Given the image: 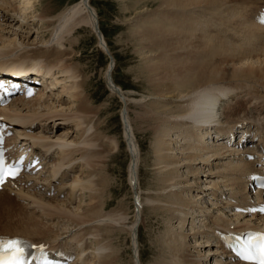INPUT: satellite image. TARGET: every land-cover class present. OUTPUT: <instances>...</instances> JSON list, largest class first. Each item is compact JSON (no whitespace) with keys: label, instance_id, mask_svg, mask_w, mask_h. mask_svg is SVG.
<instances>
[{"label":"bare ground","instance_id":"obj_1","mask_svg":"<svg viewBox=\"0 0 264 264\" xmlns=\"http://www.w3.org/2000/svg\"><path fill=\"white\" fill-rule=\"evenodd\" d=\"M43 1L0 0V66L17 65L35 73L41 83L38 94L28 99H11L0 109V117L14 130L9 140L29 145L43 165L40 175L26 174L18 181L8 182L0 189V196H17L24 207L29 203L34 213L41 214L45 208L46 219L39 215L44 224L38 226L45 231L22 228V233L16 234L18 229H13L15 234H8L12 227L7 231L6 226L7 234L0 232V237L26 238L44 253L55 250L65 255L68 264H144L138 226L146 207L154 214L163 213L162 221L168 224L153 241L152 246L157 249L151 251L154 257L148 264H241L230 260L217 234L264 232V216L254 211L264 203V192L248 191L250 177L264 174L262 155L258 150V156L247 159L257 146L264 149V27L260 24L264 6L254 12H250L252 4L244 6L243 16L227 19L231 30L221 28L222 25L221 29L214 28L219 36L229 40L228 44L223 39L213 41L215 37L207 40L200 34L201 27L209 26L210 20L215 22L216 15L230 18L233 0H133L135 5L145 1L156 4L154 10H148L143 3L136 15L128 19L133 24L131 28H137L129 30L132 35L128 34V40L131 37L135 47L140 45V78L152 92L145 105L147 96L141 95L139 100L128 98L129 94L114 84V61L89 0H77L50 17L47 10L37 8ZM226 23L223 24L227 26ZM86 24L96 38L101 36V49L113 62L108 64L105 84L125 105L121 112L123 139L131 157L129 183L135 197L134 219L129 217L130 223L121 209L113 211L115 214L106 212L97 182L99 169L104 168L98 167L104 159L98 157L100 144L98 149L93 147L94 137L99 134L92 131L95 117L91 120L83 111L85 80L74 60V42L69 41ZM131 104L144 108L142 116H150L156 127H152L151 153L157 182H153L156 190L152 198L143 192L139 178L145 159L140 156L133 132L135 118L128 115ZM37 123L42 124L35 128ZM33 129L34 133L29 132ZM238 133L252 137L248 142L245 139L249 148L230 143ZM224 138L226 142H222ZM105 143L110 154L118 150L114 138L108 137ZM4 190L6 194H2ZM76 195L78 205L71 208ZM82 199L86 200L84 205ZM176 222L178 225L174 226ZM55 226L58 228L52 231ZM120 234L131 240L128 263H123L125 248L118 241Z\"/></svg>","mask_w":264,"mask_h":264},{"label":"rangeland","instance_id":"obj_2","mask_svg":"<svg viewBox=\"0 0 264 264\" xmlns=\"http://www.w3.org/2000/svg\"><path fill=\"white\" fill-rule=\"evenodd\" d=\"M76 1L77 0H44L41 3V5L37 8L40 10H44V12H45V10H47L46 14L48 15V17H50L51 15L58 13L62 8L67 7L68 5H71V4L75 3ZM233 1L230 2L231 6H232L231 11L233 12L230 14L231 15L230 18L229 17H226V18L222 17V19H221L220 17H218V15H216V20H214L215 22H212L210 20L209 22H211V23L210 24L207 23V24H209V26L204 24L205 23L204 21H202L204 24L202 27L200 26V24L199 25L195 24L196 26L198 25L197 27H201L202 34H200V35H202L204 37L206 36L207 40H212V37H215V40L213 38V41H216L217 39H219L220 40L219 42H221V40L223 39L224 41L223 40L222 41L224 43L228 42V44H229V40L227 41L225 36H219L216 29L217 28L218 29H221V28L224 29L225 27L229 29L230 28V25H228L229 20L231 21L232 18H234L235 16H238V15L243 16L242 9L244 8V6H250L252 4L253 8H250V12L251 11L254 12V10L256 11L260 7L264 6V0H260V2L258 0H255L256 2L253 0H233ZM121 2H120V0H89L90 6L95 10V14L97 17V23H98L100 33H101L102 37L104 38V42H105L106 46L108 47V49L112 55V58H113L112 61H114V68L112 71V80H113L114 84L117 85L125 93L127 92V94H129V96H130V97L128 96V98H133V99L139 100L140 97H142V96L146 97L147 96L146 99L148 100V102L145 99V105H147L150 101V98H151L150 96H151L152 92H151L150 88H148L149 86H147L148 83H146L145 81L142 80V78H140V77H143V75L140 74L141 73L140 68H141V63H142V62L139 63L140 62L139 61L140 56H139L138 51H139L140 45L137 44V47H135L136 42L131 37H129V40H128V36L132 35L131 32L137 30V28L135 30H134V27L131 28L133 26V24L130 23L131 21L128 22V19H130L131 17L136 15V13L139 11V8L142 7L144 5L143 3H146V1L142 2V4H140V5H135L133 0L132 1L131 0H121ZM131 2H133V3H131ZM123 3H126V5L125 4L122 5ZM149 3L148 2L146 3V5H145V6H147L146 9H148V10L153 9L154 10L155 6H156L155 2L152 3L151 1H149ZM129 5H130V7H129ZM122 7H124V8H122ZM128 9H130L129 12H128ZM131 9H133V10H131ZM237 10L242 14H240ZM48 11H50V12H48ZM125 11H127V12L125 13ZM123 12H124V14H123ZM194 15H198V13H195ZM219 16H221V15H219ZM240 16H238V17H240ZM192 17L195 18V16H192ZM192 17H191V19L193 20ZM217 18L220 20H218ZM191 19H188V21L192 22ZM227 19H229V20L227 21ZM222 22L223 23L227 22L228 24L227 23L226 24L228 27L225 26V24H223ZM126 23H127V25H126ZM213 23L215 24V26ZM219 23H220V25H219ZM219 26H221V28ZM214 28H216V29L214 30ZM131 29H132V31L130 32L129 30H131ZM138 29L140 30L141 28H138ZM230 30H231V28H230ZM203 31H204V33H203ZM71 37L69 38V41L73 40V42H74V46H73L74 55H75L74 60H75V63H77L78 66L81 67V72H82L81 79L83 78L85 80L84 81L85 86H84V90H83V96H85V101L83 103V111L85 114H88V116L92 117L91 120L95 117L93 122H92L93 130L92 129L91 130L94 132L93 133L94 135L99 134V137L98 136L97 137L100 138L99 139L100 141H98V138L95 136L96 142H94L95 137H94V141L92 142L93 144L96 143V145L94 144L93 147H96L97 149H98L97 145L100 144L99 145L100 147L98 150L99 152L97 151L96 148H95V150L93 148L92 151H94L95 154H97V152H98V155L100 154V156H98V157H101L102 160L104 159L103 161H100L101 163L99 161L95 162V163H100L98 168H100L101 165H102L101 167H104V168H101L104 171L99 169L100 173L98 174V181L97 182L100 185L99 190H100V193L102 194V197L104 198V202H105L104 204H106L105 209H106V212H108V211L113 212L115 210H117L116 212H119V210L121 209L120 212H123L124 214L126 213L125 215L127 216V219H128L127 222L130 223L129 217H132L134 215V212H135V209H134L135 208V206H134L135 205V199H134L135 197L133 196L134 193L131 190L132 186L129 183L128 166H129L131 157H130L129 152L127 150V148H128L127 142H126V140L124 141L125 138L123 139V137H124L123 131L124 130H123V126H122V113L121 112H123L125 105L121 102V100L116 95L112 94L109 91V89L107 88V86L105 84L106 83L105 73H106L108 64H111L113 62H109L108 56L105 55L98 48L97 38L93 34V32L91 31L90 27L87 24L83 25V27L82 26L79 27L77 32L73 33L71 35ZM210 37H211V39H210ZM127 40L130 43H128ZM133 42L135 45L133 44ZM230 44H232V43L230 42ZM138 64H140V66ZM138 66H139V68H138ZM138 72L140 75L138 74ZM148 97H150V98H148ZM86 105L89 107H87ZM127 109L129 110V111L127 110L129 117H131V119L135 118V121H136V122H134L135 124L132 123L133 132L135 134V137L138 139L140 156H142L143 159H145V161L142 162V164H141V168H140L141 171H138L141 183L143 182L142 183L143 184L142 190H144L143 192L145 193V195H147V197L152 198L153 196L151 194L154 192V190H156V188H155L156 184L154 185L153 182H157V180L154 179L155 178V176L153 174V173H155L153 170V168H154L153 167V163H154L153 157L154 156L152 154L153 152L151 153L152 144H153V140H154L153 128L154 129L156 128L155 123L152 121L153 119H151L150 116H147V115L144 117L142 116L144 113V108L140 109L138 107H135L133 104H131L127 107ZM89 114H92V116ZM93 114H94V116H93ZM134 115H137V116L134 117ZM138 118L141 120H138ZM148 122H150V123H148ZM41 124L37 123V125L35 124L34 127L38 128L41 126ZM46 124H48V123H46ZM35 131H36V129L35 130L33 129V131L30 130L29 132L34 133ZM108 137L114 138L118 142V150H115L116 152L113 154H110L107 144L106 143L103 144L104 140L107 139ZM102 147H103V149H102ZM104 150H105V152H104ZM95 151H97V152H95ZM106 153H107V157H106ZM101 154L104 156L102 157ZM105 157H106V159H105ZM98 159L100 160V158H98ZM98 159H96L95 161H97ZM96 165H95V167L97 169L98 165L97 166ZM211 169L212 168H210L209 170H211ZM97 171H98V169H97ZM211 171H213V169ZM102 172H103V174H102ZM151 173L153 176L151 175ZM74 174L75 173H73V174L71 173V177L74 176ZM100 175H102V176H100ZM106 178H107V180H106ZM212 179H214V178H212ZM202 180L204 181V179H202ZM207 180L205 182H208ZM6 192H7V190H4L2 192V194H6ZM33 192L38 194V191H33ZM30 193H32V191H30ZM17 198H18L17 196L15 199L12 196L9 198L6 197L5 195L0 196V226H1L0 228L3 229L2 231L0 229V232H2V234H7L6 232L9 231V229L11 227L12 228L10 229L8 234H15V231H17L16 229H18L16 234H18V232L22 233L23 232L22 228L24 229V231L29 230L31 232V230L38 228L39 225L44 224V222H42L40 217L45 218L47 216V215L44 216L45 208H44V211L41 212V214L38 212L34 213L33 210L31 209L29 203H28V205H26V207H24L23 205L25 203L20 202L19 198L18 199ZM60 199H63V197H61ZM77 199L79 201L78 195H76L75 200L72 203V206L69 205V207L71 206V208H72V207L78 205ZM82 200H84V201H82L83 203L81 202V205H84V203H86V200L85 199H82ZM122 207H124V208H122ZM27 208H28V210H27ZM149 209L150 208L145 207V213H146L145 217L143 220H141V218H140V222H139L140 226H138L139 227V238H140V240H139L140 247L139 248H140V254H142L141 255L142 261L141 262L144 264H148L153 259L154 255L151 253V251L152 250L155 251L157 249L156 246H155V248H153V246H152V245H154L153 241H155L156 237H158V235H160V232L163 231V227H166L168 225V224H166V221L164 219L162 221V218L164 217L162 215L163 213L162 214H160V213L154 214L152 212V210L150 209L151 210L150 211ZM27 211L28 212L30 211V212L28 213ZM116 212H113V213L115 214ZM26 214H27V216H26ZM39 215H40V217H39ZM36 217H37V219H36ZM154 218L155 219L158 218L157 221ZM133 219H134V216L132 217V220ZM40 220H41V222H40ZM62 220L60 222V226L62 224ZM141 221H142V223H141ZM127 222H126V224L128 225ZM160 222H161V224H159ZM6 223H7V225H6ZM18 223H19V225H18ZM4 225H5V227H4ZM177 225H178V222H176L174 224V226H177ZM6 226H7L8 230H7ZM157 227H159V228H157ZM57 228L55 226L54 228L52 227L51 229H52V231L53 230L55 231ZM13 229L15 231H13ZM19 229L22 232H20ZM38 229L43 230L44 228L40 227ZM203 229H205V228H203ZM198 230H201V229L198 228ZM44 231H45V229H44ZM117 238H119L118 241L119 242L121 241L120 244L122 243L123 248H125V253H124L125 256H123V263H125V262L128 263L130 260V256L132 255L131 240L125 234H122V235L120 234L119 237H117ZM202 240H203V242L205 241V239H202ZM211 264H215V262L211 261Z\"/></svg>","mask_w":264,"mask_h":264},{"label":"snow or ice","instance_id":"obj_3","mask_svg":"<svg viewBox=\"0 0 264 264\" xmlns=\"http://www.w3.org/2000/svg\"><path fill=\"white\" fill-rule=\"evenodd\" d=\"M18 173L10 168H6L2 162H0V183H3L8 176L12 178ZM19 241L7 240L0 238V264H19V257L22 254L19 249ZM245 259H253L252 256H246ZM260 264H264V245L260 250Z\"/></svg>","mask_w":264,"mask_h":264},{"label":"water","instance_id":"obj_4","mask_svg":"<svg viewBox=\"0 0 264 264\" xmlns=\"http://www.w3.org/2000/svg\"><path fill=\"white\" fill-rule=\"evenodd\" d=\"M95 31H96V34H97V27H96ZM97 39H98V42H99V47L101 48L103 46L101 36L98 35ZM103 48H104V46H103Z\"/></svg>","mask_w":264,"mask_h":264}]
</instances>
